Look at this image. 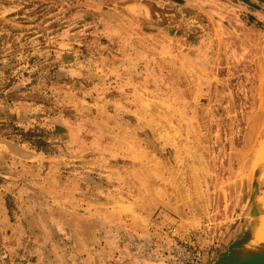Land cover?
<instances>
[{
  "label": "rangeland",
  "instance_id": "1",
  "mask_svg": "<svg viewBox=\"0 0 264 264\" xmlns=\"http://www.w3.org/2000/svg\"><path fill=\"white\" fill-rule=\"evenodd\" d=\"M248 1L0 0V264H212L238 238L264 158Z\"/></svg>",
  "mask_w": 264,
  "mask_h": 264
},
{
  "label": "water",
  "instance_id": "2",
  "mask_svg": "<svg viewBox=\"0 0 264 264\" xmlns=\"http://www.w3.org/2000/svg\"><path fill=\"white\" fill-rule=\"evenodd\" d=\"M251 5L248 0H242ZM264 5V0H254ZM253 6V5H252ZM259 8L258 6H253ZM254 173L250 204L245 217L240 222L238 238L212 264H264V247L249 246L264 217V195H259V182L264 176V158Z\"/></svg>",
  "mask_w": 264,
  "mask_h": 264
},
{
  "label": "built area",
  "instance_id": "3",
  "mask_svg": "<svg viewBox=\"0 0 264 264\" xmlns=\"http://www.w3.org/2000/svg\"><path fill=\"white\" fill-rule=\"evenodd\" d=\"M176 259L178 264H205L199 253L187 249L179 250Z\"/></svg>",
  "mask_w": 264,
  "mask_h": 264
},
{
  "label": "bare ground",
  "instance_id": "4",
  "mask_svg": "<svg viewBox=\"0 0 264 264\" xmlns=\"http://www.w3.org/2000/svg\"><path fill=\"white\" fill-rule=\"evenodd\" d=\"M249 246L252 248L264 247V217H263V219L260 223V226L258 227V230L255 234L254 242H251L249 244Z\"/></svg>",
  "mask_w": 264,
  "mask_h": 264
},
{
  "label": "trees",
  "instance_id": "5",
  "mask_svg": "<svg viewBox=\"0 0 264 264\" xmlns=\"http://www.w3.org/2000/svg\"><path fill=\"white\" fill-rule=\"evenodd\" d=\"M40 144V143H39ZM38 145V144H37ZM22 264H26L25 262H23Z\"/></svg>",
  "mask_w": 264,
  "mask_h": 264
}]
</instances>
